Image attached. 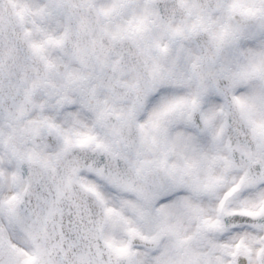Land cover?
I'll list each match as a JSON object with an SVG mask.
<instances>
[{
    "label": "snow or ice",
    "instance_id": "1",
    "mask_svg": "<svg viewBox=\"0 0 264 264\" xmlns=\"http://www.w3.org/2000/svg\"><path fill=\"white\" fill-rule=\"evenodd\" d=\"M20 3L17 17L31 15L43 35L31 39V27L20 34L15 21L0 16V75L11 67H31L28 61L33 56L43 61L45 71L31 81L32 87L23 88V102L9 110L0 124V141L9 146L6 154H0V264H264V132L252 143L229 144L221 152L216 148L220 131L193 125L184 143L192 145L197 158L181 164L169 160L177 142L169 138L168 121L170 114L191 118L201 104L219 105L215 111L222 112L231 93L241 117L253 129L264 127V121L253 119L264 109V88L252 86L264 81V0H216L214 8L190 0V13L198 9L190 24L173 26L161 20L187 52L178 66L162 63L153 53L154 48L168 51L167 44L150 35L148 23L150 16L165 12V3H145L140 14L131 16L126 12L139 7L138 0ZM66 17L78 18L80 31L87 36L73 41L74 54L85 64L93 60L88 71H68L67 84L83 83L93 90L100 86L114 95L126 87L134 95L132 103L116 113L120 120L113 141L92 131L76 136L77 144L100 150L95 163H88L92 157L85 156L83 162L77 158L59 167L57 162L73 143V136L55 122L63 118L65 108L56 111L55 120L45 116L23 122L18 113L32 101V88L47 85L48 71L62 60L46 53L50 46L63 47L69 39ZM201 33H207L206 43L201 42ZM205 65L207 71L202 70ZM124 75L129 78L121 79ZM192 81L196 82L193 94H176L177 85ZM88 100L85 89L77 102L66 107L83 111L81 105ZM148 103L152 110L147 118H139ZM89 106L98 119L115 108L107 103L98 110ZM209 119L204 117L205 125ZM44 126L50 133L48 148H55L56 137L63 136L59 151H46L43 146L24 149L15 143L17 136L39 135ZM133 128L139 140L135 155L121 148L126 143L124 130ZM146 146H155L153 154L146 153ZM105 154L126 166L104 164ZM218 160L223 162V174H214L212 164ZM201 162H207L203 178ZM153 170H160L166 179L148 186L145 177ZM226 181L217 214H206L203 202H194L193 194H203L212 202ZM178 207L199 221L196 234H185L182 219H174ZM107 224L120 225L132 237L151 244L133 247L131 241L115 242L104 234ZM165 233L175 235L174 249L161 245ZM194 236L206 240L207 247L191 246ZM101 237L105 248L97 242Z\"/></svg>",
    "mask_w": 264,
    "mask_h": 264
},
{
    "label": "clouds",
    "instance_id": "2",
    "mask_svg": "<svg viewBox=\"0 0 264 264\" xmlns=\"http://www.w3.org/2000/svg\"><path fill=\"white\" fill-rule=\"evenodd\" d=\"M190 0H138L139 7H130L126 16L133 14H140L143 11V6L148 3L149 6L156 5L159 3H165L167 5L165 12L159 17L150 16L148 23L150 26V35L154 40H158L161 44L168 45V51L165 53L159 48H154V55L161 57V62H170L174 65H180L183 60L187 57L186 50L180 46V39L178 36H174L170 29H166L161 23V20L167 23L175 25H188L195 18L198 9H191L189 11L188 3ZM216 0H200V4L204 8H214ZM22 7L20 0H0V16L11 19L16 22V29L20 34H23L25 28L31 27L33 29L30 34L31 39H40L42 33L37 31L35 24L33 23V17L31 15L26 16L23 20L17 17V9ZM65 26L69 29L71 35L66 41L63 47H49L47 55L50 58L58 60L57 67L53 70L48 71L47 85H37L32 88V101L24 104V112L18 113L20 120L23 122H36L48 116L55 120L56 111L60 108H65V113L62 119L55 120L56 123L60 124L68 134L73 136V143L67 153L62 154L61 160L57 163L59 167L68 160L79 158L83 162L85 156L92 157L88 160V163H95V160L99 159L102 154L100 150L95 149L94 145L81 146L75 142L76 136L80 133L92 131L100 135L107 141L114 140V127L119 124L120 117L117 116V112L121 111L127 105L132 103L133 93L130 92L126 87H121L118 94H112L104 87L97 86L93 90L90 85L83 83H75L72 85L67 84L66 73L73 69H80L88 71L93 60L90 58L87 63H83L73 52V41L74 40H85L87 39L86 34L80 31L79 19L73 17H66ZM201 42L206 43L208 40L207 33H201ZM131 60H135V57H130ZM20 63V62H18ZM28 64L29 68H21L19 66L11 67L2 75H0V124L7 120V112L15 109L24 100L23 88L25 86L32 87L31 81L36 76L45 71V65L43 61L33 56ZM38 69L39 72L34 71ZM204 71H207V65L203 67ZM107 73L109 76L112 72L111 68H108ZM109 77H105L108 79ZM127 75L121 76V79H128ZM256 88H264V81H256L252 84ZM180 89L176 94H193L196 88V82L185 83L183 85H177ZM85 89H88L89 100L88 104L81 105L83 111L79 109L73 110L66 107L67 105L77 102L79 97L84 93ZM67 96L70 99H61L63 96ZM231 93L225 98L224 111H215L219 105H207L201 104L200 108L192 113L191 118L187 116H179L176 114H170L168 117L169 121V138L175 139L177 146L174 150L169 152V160L183 163L187 158H197L193 150L192 145L189 143L185 146L184 140L187 133L192 131L193 125H198L200 128L207 126L213 131H220V136L216 137V148L221 152L228 150V145H235L237 143H252L255 138L260 136L264 132V127H257L253 129L250 122L242 118L238 108L231 103ZM115 105V108L105 117L97 118L96 111L89 105H95L97 110L103 107L104 104ZM153 105L151 103L146 104L139 113V118H147V115L152 110ZM55 109V111H54ZM215 111V115L212 112ZM76 114L73 115L72 113ZM209 116L210 119L205 125V116ZM253 119L258 123L264 121V109L258 110L257 114L253 116ZM50 133L48 132L47 126L42 127L39 135L24 134L15 138V143L18 147L24 149H31L33 147L40 148L44 147L46 151L56 152L63 146V136H57V146L55 148L47 147V137ZM51 134H55L54 132ZM124 136L126 143L121 145L122 149L128 150L132 155H135V150L139 145L136 130L125 129ZM155 146H146L145 151L147 154H153L152 150ZM9 151L8 144L0 141V154H6ZM28 163V161H25ZM106 165H112L115 167L118 163L122 166H126L124 161H116L110 156L105 154V160L103 162ZM35 167V164H32ZM207 162H201L199 167V175L203 178L206 175ZM214 174H223V162L216 161L212 164ZM231 173H229L230 180ZM166 179L160 170H153L149 172L146 177V183L148 186H153L159 183L161 180ZM227 181L222 187L218 189V193L212 202L204 198L203 194H193L192 199L194 202H203L207 209L208 215L215 216L217 214V204L223 192L226 190ZM187 194V193H182ZM175 218H181L184 227L185 234L193 235L197 233V225L199 221L191 217L186 209L178 207L176 209ZM104 234L115 242H128L131 241L133 247L149 246L151 242L144 241L139 237H132L124 227L120 225L107 224L104 227ZM146 232L151 229L146 228ZM209 236L212 234L209 233ZM101 248H105L104 238L101 237L98 241ZM161 245L167 244L171 248H175V235L172 233H165L162 235L160 240ZM193 247L206 248L207 241L197 239L195 236L189 242ZM107 255V252H105ZM126 264V262H125Z\"/></svg>",
    "mask_w": 264,
    "mask_h": 264
}]
</instances>
